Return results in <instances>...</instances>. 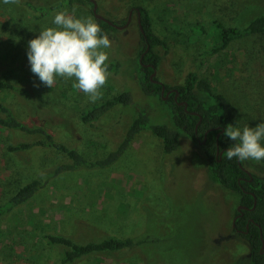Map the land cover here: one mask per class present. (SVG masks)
<instances>
[{"label": "rangeland", "instance_id": "obj_1", "mask_svg": "<svg viewBox=\"0 0 264 264\" xmlns=\"http://www.w3.org/2000/svg\"><path fill=\"white\" fill-rule=\"evenodd\" d=\"M58 1L20 0L19 5H6L0 0V80L18 88L0 90V101L29 126H44L57 141L76 146L87 159L97 160L117 148L142 106L148 105L152 123L168 122V107L157 97L145 95L139 84L143 42L135 8L129 20L132 7L148 11L155 33L169 45L167 51L161 45L156 48L163 58L155 78L173 89L184 82L188 72L199 70L216 91L240 107L242 127L264 122V115L255 113L250 95L244 93L241 76L245 73L237 67L246 47L258 48L264 38L240 40L229 50L230 55L202 56L213 41L217 23L244 26L264 14V0H96L101 15L121 25L129 20L125 27L108 35L111 47L104 51L108 61L119 60L121 68L118 73L109 72L99 100L128 90L133 102L115 106L93 125L82 122L80 114L95 102L73 87L74 78L58 77L52 88L46 87L31 72L27 59L28 42L41 29L54 26L57 12L98 22L87 2L69 4L40 19L27 6H50ZM41 138L44 135L0 127L1 203L21 184L45 177L59 164L69 162L66 154L53 147L35 146L16 152L7 148L8 144ZM247 168L264 178V170ZM240 197L239 192L209 177L199 144L183 135L178 150L165 153L161 139L145 130L114 164L62 171L32 199L4 215L0 219V264H63L64 248L49 244L46 233L67 235L81 243L110 235L169 234L170 264H233L249 253L247 241L233 230ZM164 248L149 245L135 250L150 251L145 252V260L138 252L96 253L73 264H151L153 258L162 260L153 264H163L167 258L158 250Z\"/></svg>", "mask_w": 264, "mask_h": 264}, {"label": "trees", "instance_id": "obj_2", "mask_svg": "<svg viewBox=\"0 0 264 264\" xmlns=\"http://www.w3.org/2000/svg\"><path fill=\"white\" fill-rule=\"evenodd\" d=\"M85 2L93 6L91 0H60L50 6L27 3V6L32 11L34 17L40 19L44 15L50 14L54 10L69 4ZM140 9L142 11V25L145 29V35L141 33L143 47L140 52V58L148 45H150V48L144 54L142 61L140 60L138 62V69L141 74L140 79L138 78L139 84L145 95L157 97L168 107L170 119L168 122L152 123L148 105L142 106L131 123L128 124L129 126H127L117 148L102 159L89 160L80 153L76 146H70L64 142L57 141L53 133L44 128V126H29L26 122L19 119L7 104L0 101V112L4 113V116L0 115L1 128L16 129L31 134L44 135V138L34 142L8 144V150L16 152L31 149L35 146L53 147L66 154L69 158V162L59 164L47 176L36 177L31 181L21 184L18 190L5 202H0V219L32 199L47 184L51 177L62 171L80 167H108L114 164L142 131L150 130L154 135L158 136L163 143L165 153H172L178 150L181 137L184 135L194 143L200 145L207 159L209 177L223 187L234 192H239L241 195L239 205L248 206V208H244L241 211L236 209L234 217L235 215L239 216L236 219V226L233 227V230L239 237L247 241L249 244V253L245 256V259L233 264H264V178L257 172H252L251 178L250 174L246 171L249 166L264 170V161H262V164L255 161L241 162L235 158L229 160L223 155L226 148L234 142L225 137L223 135L224 131L222 130H225L229 125L243 129L241 125L242 111L224 93L216 91L211 80L206 76L200 75L199 70L188 72L184 82L176 85L166 100L164 96L167 92L162 94V84L154 82L150 75L155 69L159 68L163 58L156 51V48L161 45L167 51L169 45L165 38L155 33L148 11L143 7H140ZM97 21L104 34L109 35L112 31L117 30L116 26L106 20L97 18ZM216 26L217 32L213 36L212 43L202 53V56L206 59L211 56H216L221 52L229 54L232 46L240 40L252 36L264 38V14L253 17L244 26L227 27L222 23H217ZM232 60L235 64L238 61L234 56ZM107 63L108 72L118 73L120 71L121 63L119 60H110ZM144 64H151L152 66H146ZM237 67L238 70L245 73V76H241L244 81L243 89H245L244 93L250 95L253 101V107L256 110L255 113L264 115V44L258 48L246 47L244 58L241 62H238ZM8 88L18 89L13 84L0 80V90ZM166 88L169 89L171 87L166 85ZM19 90L27 94L25 90ZM176 94L177 98H175ZM132 102V93L124 90L109 98L99 100L88 108L83 109L80 117L82 122L93 125L96 120L115 106L130 105ZM218 134L220 135L218 136ZM222 149L225 150L222 155H219V151ZM255 199L256 206L254 209H251L254 206ZM250 218L253 221L250 222ZM248 222L249 229L247 233L237 232V229H246ZM44 238L49 244L64 248L61 254V262L63 264H73L86 256L96 253L123 254V252H138L143 254L145 260L147 257L145 252L150 253V251L135 250H142V247L147 249L149 245H157L158 247L165 246V251H158L167 258V262H163V264L171 263L170 251H167L170 249L169 234L155 236L145 234L139 237H118L116 235H110L85 243L78 242L74 238L59 233H46L44 234ZM161 261L160 258H153L150 262L153 264L160 263ZM144 264H146V261Z\"/></svg>", "mask_w": 264, "mask_h": 264}, {"label": "clouds", "instance_id": "obj_3", "mask_svg": "<svg viewBox=\"0 0 264 264\" xmlns=\"http://www.w3.org/2000/svg\"><path fill=\"white\" fill-rule=\"evenodd\" d=\"M19 5L20 0H3ZM53 25L41 29L28 42L27 59L31 72L46 87L52 88L57 78L75 80L73 87L90 102L102 97V89L110 75L108 53L111 40L92 18H76L66 11L54 15ZM38 86V85H34ZM223 135L233 141L224 156L244 161H264V122L255 127L227 126Z\"/></svg>", "mask_w": 264, "mask_h": 264}, {"label": "water", "instance_id": "obj_4", "mask_svg": "<svg viewBox=\"0 0 264 264\" xmlns=\"http://www.w3.org/2000/svg\"><path fill=\"white\" fill-rule=\"evenodd\" d=\"M92 1V3H93V12L95 13V15H96V17L98 18V19H101V20H106V21H108L109 23H111L112 25H114V26H116V27H118V28H122V27H125L128 23H129V21H127L126 23H125V25H117L116 23H114L113 21H111L110 19H108L107 17H105V16H103V15H101L100 13H98V3H97V1L96 0H91ZM138 14H139V23H140V29H141V32H142V34L143 35H145V29H144V27H143V25H142V23H141V19H140V15H141V10L140 9H138ZM149 48H150V45H148L147 46V48L145 49V51L142 53V55H141V58H140V60L142 61V59H143V57H144V54L149 50ZM144 65H151V64H144ZM152 66V65H151ZM155 73H156V69L151 73V78H152V80L154 81V82H158V83H160V84H162V94L164 93V91H165V89H166V85L165 84H163L162 82H160L157 78H155L154 76H155ZM177 90V89H176ZM177 94H178V91H177ZM177 94H176V97L175 98H177ZM168 95H169V93H167L164 97L165 98H168ZM181 103V102H180ZM193 113H195V112H193ZM200 121H201V118H200ZM199 121V122H200ZM222 131H224V129L222 130ZM220 134H218V136H219ZM224 150L225 149H222V150H220L219 151V155H222L223 154V152H224ZM226 150H227V148H226ZM246 171L250 174V176H251V178H252V172L251 171H249L248 169H246ZM256 206V199H255V203H254V206L251 208V209H254V207ZM244 208H248V206H246V205H238V207H237V209L239 210V211H241L242 209H244ZM239 215H236L234 218H233V226H236V219H237V217H238ZM247 232V231H246ZM263 247H264V241H263Z\"/></svg>", "mask_w": 264, "mask_h": 264}, {"label": "flooded vegetation", "instance_id": "obj_5", "mask_svg": "<svg viewBox=\"0 0 264 264\" xmlns=\"http://www.w3.org/2000/svg\"><path fill=\"white\" fill-rule=\"evenodd\" d=\"M134 8L136 9V11H137V19H138V23H139V14H138V9H140V7H132L131 9H130V17H129V20H130V18H131V14H132V11L134 10ZM141 10V9H140ZM141 13H142V11H141ZM140 19H141V15H140ZM129 20H127V21H129ZM112 21V20H111ZM127 21H125V23L127 22ZM114 23H116L115 21H113ZM125 23L123 24V25H125ZM141 23H142V20H141ZM117 25H121V24H118V23H116ZM139 25H140V23H139ZM122 26V25H121ZM118 28V27H117ZM142 33V32H141ZM143 35V34H142ZM146 37V36H145ZM173 89H175V88H173ZM173 89H165V91H164V93H169V95H170V93L172 92V91H170V90H173ZM163 93V94H164ZM166 93V94H167ZM169 95H168V97H169ZM180 103V102H179ZM181 104V103H180ZM242 214V213H241ZM240 214V215H241ZM236 216V215H235ZM249 221L251 222V221H253V219L252 218H250L249 219ZM233 227H235V226H233ZM246 229H244V230H241V229H237V232H242V233H247L248 232V229H249V222L246 224ZM247 231V232H246Z\"/></svg>", "mask_w": 264, "mask_h": 264}]
</instances>
